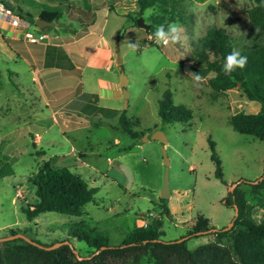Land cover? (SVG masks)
I'll return each mask as SVG.
<instances>
[{
	"label": "rangeland",
	"instance_id": "1",
	"mask_svg": "<svg viewBox=\"0 0 264 264\" xmlns=\"http://www.w3.org/2000/svg\"><path fill=\"white\" fill-rule=\"evenodd\" d=\"M251 5V0H177L182 21L169 23L182 26L187 37L182 44L151 43L143 30L137 39L126 37L117 44L122 57L119 78L122 72L127 92L126 104L122 97L120 105L126 115L138 119L136 128L142 135L157 129L165 137L163 142L141 139L142 135L130 139L119 127L105 124L78 126L69 133L61 132L55 124L48 126L47 116L42 123L30 121V115L40 111L47 115V109L31 97L28 88L33 86H21L8 75L6 68L11 63L0 56V236L7 228H16L41 244L66 237L77 254L86 255L90 248L66 234L67 224L82 220L88 227L105 231L109 243L117 244L138 222L140 213L148 219L146 213L151 211L160 217L162 239L174 240L186 236L197 215L206 217L216 229L226 226L234 207L223 200L236 186L252 203L253 218H264V187L253 194L248 185L249 180L263 177L264 140L235 131L227 121L235 111L257 110L258 102L246 99L236 88L214 93L206 83L211 72L196 63L192 54L197 38L211 22L224 26L240 41L250 32L246 11ZM112 7L122 10L118 3ZM150 11L147 7L141 12L145 22ZM124 12L127 17L132 14L128 9ZM197 74L203 77L199 87L194 81ZM165 88L174 104L190 109L186 121L159 120L156 102ZM33 131L41 136L36 144L30 137ZM113 136L119 138V144L112 143ZM208 140L219 159L221 178L214 175ZM42 160L78 173L94 187L92 199L82 205L79 215L44 210L30 219L25 217L19 206L34 201L28 176ZM165 167L168 194L161 197ZM160 203L166 213L159 211ZM210 231L187 238L186 246L193 249L213 238L212 233H206Z\"/></svg>",
	"mask_w": 264,
	"mask_h": 264
},
{
	"label": "trees",
	"instance_id": "2",
	"mask_svg": "<svg viewBox=\"0 0 264 264\" xmlns=\"http://www.w3.org/2000/svg\"><path fill=\"white\" fill-rule=\"evenodd\" d=\"M135 1L138 9L130 16L134 26H137L135 16H141L144 8L151 9L146 20L149 25L139 26L145 33L154 34L158 25L166 27L171 21H182V16L177 13V0ZM251 1L252 5L246 11L249 33L239 41L224 26L208 23L203 34L197 38L192 54L196 63L211 72L206 83L214 93L236 88L246 99L258 102L257 110L235 111L227 116V121L235 131L264 140V0ZM59 15L57 10H42L38 14L51 21ZM233 48L247 56L248 62L244 69L237 68L225 75L223 65ZM156 113L161 122L186 121L190 117L189 108L172 102L168 88L157 99ZM117 121L118 127L131 139L143 134L142 130L136 128L138 119L126 115L124 109ZM208 142L214 175L221 178L220 162L213 142ZM28 180L33 186L35 199L32 203L19 206L28 219L44 210L79 215L82 205L90 201L94 193V187L88 186L78 173L64 166H52L47 160L41 161ZM248 185L253 194L264 187V167L263 177L255 182L249 181ZM223 202L236 207L232 225L225 230L206 232L212 233L213 238L193 249L186 246V239L214 227L206 217L197 215L187 229L186 237L176 241L162 239L160 217L152 214L145 225H133L117 244L109 243L105 231L88 227L82 220L70 222L66 234L85 242L90 248L86 255L96 250L83 258H77L66 243L45 249L21 237L0 240V264H264V218H253V205L238 186L228 192ZM157 207L161 213L167 212L165 205L160 203ZM7 229L8 232L1 236L23 233L16 228ZM62 239L66 237L54 241Z\"/></svg>",
	"mask_w": 264,
	"mask_h": 264
},
{
	"label": "crops",
	"instance_id": "3",
	"mask_svg": "<svg viewBox=\"0 0 264 264\" xmlns=\"http://www.w3.org/2000/svg\"><path fill=\"white\" fill-rule=\"evenodd\" d=\"M8 1L30 21L26 29L46 35L37 42L26 41L22 37L25 27L0 18V56L11 63L6 72L19 85L33 86L28 88L31 97L48 112L33 113L30 121L42 123L47 116L48 126L55 124L61 132L69 133L78 126L102 124L118 129L123 96L119 85L122 57L117 64V44L126 37L137 39L142 30L124 12L128 9L132 12L129 16L133 15L138 9L136 1H112L121 11H115L105 0ZM42 10H57L60 15L50 24L37 27L34 19ZM33 132L30 137L36 144L41 136ZM112 143L119 144V138L113 136ZM145 220L140 213L135 225Z\"/></svg>",
	"mask_w": 264,
	"mask_h": 264
},
{
	"label": "water",
	"instance_id": "4",
	"mask_svg": "<svg viewBox=\"0 0 264 264\" xmlns=\"http://www.w3.org/2000/svg\"><path fill=\"white\" fill-rule=\"evenodd\" d=\"M3 2H4L7 6H10V7L13 8L12 4H11L8 0H3ZM13 9H14V11L17 12L19 15H22V12H21V10H20L19 8H13ZM50 23H51L50 20L45 19V18L40 17V16H38V17H36V18L34 19V24H35L37 27H42L43 25L50 24ZM135 24L138 25V26H140V27H147V26L149 25L148 22H145L141 16H136V17H135ZM120 61H121V59H120L119 55L117 54V55H116V62H117V64H119ZM125 84H126V77L124 76V74H122V72H120L119 85L121 86L122 96H123V102H124L123 104H124V105L126 104V96H127V92H126L125 87H124ZM148 137H149V138H156V139H158V140L161 141V142L165 141V137H164V135H163L159 130H157V129H154V130H153L148 136H146V135H142L140 138H141V139H147ZM160 148H161V152H162V160H163V162L166 163V162H167V157H166V155H165V153H164L163 146L161 145ZM259 178H260V177H259ZM249 181H250V182H255L256 179L249 180ZM167 194H168V190H167V170H166V167H165V168H164V171H163V174H162V182H161V187H160L159 195H160L161 197H164V196H166ZM233 207H234V213H233L231 219L229 220V222L227 223L226 226H223V227L220 228V229L225 230V229H228L229 226L232 225V223H233V218H234L235 215H236V207H235V205H233ZM215 229H216V228L212 227V228L207 229L206 231H208V230H212V231H213V230H215ZM204 231H205V230H204ZM204 231H202V232H204ZM14 237H21V238L25 239L26 241L31 242L32 244H35V245H37V246H39V247H42V248H45V249H49V248L55 247V246H57V245H59V244H61V243H66V244L70 247V245H69V243H68V241H67L66 239H62V240H58V241H54V242H52V243H50V244L44 245V244H41V243H39V242H37V241H35V240H33V239H31V238L25 236V235H24L23 233H21V232H15V233H12V234H8V235L0 236V240L11 239V238H14ZM185 237H186V236H183V237H180V238L175 239V240L178 241V240H181V239H183V238H185ZM101 247H102V246H101ZM70 248H71V247H70ZM72 251H73V253L75 254V256H76L77 258L88 257L89 255H91V254H93L94 252H96V250H94V251H92V252H91L90 254H88V255H79V254H77L73 249H72Z\"/></svg>",
	"mask_w": 264,
	"mask_h": 264
},
{
	"label": "clouds",
	"instance_id": "5",
	"mask_svg": "<svg viewBox=\"0 0 264 264\" xmlns=\"http://www.w3.org/2000/svg\"><path fill=\"white\" fill-rule=\"evenodd\" d=\"M155 39L162 43L163 45H168L169 43L177 44L183 43L187 37L183 34L182 26L178 23H169L167 27L161 24L156 27L154 32ZM129 46L133 49L136 48L135 44L129 43ZM248 58L241 54V52L233 48L230 54L227 55L225 63L223 65V71L225 75L231 74L237 68L244 69L247 65ZM203 77L200 75L194 76L195 86L199 87L202 82Z\"/></svg>",
	"mask_w": 264,
	"mask_h": 264
},
{
	"label": "built area",
	"instance_id": "6",
	"mask_svg": "<svg viewBox=\"0 0 264 264\" xmlns=\"http://www.w3.org/2000/svg\"><path fill=\"white\" fill-rule=\"evenodd\" d=\"M0 18L7 21L9 24L13 26H23L25 29L22 32V37L29 42H37L41 39H43L46 35L43 32L39 31H33L30 29H26L30 25V21L26 19L25 17L19 15L17 12L14 11V9L10 6H7L3 1L0 0ZM147 39L151 43H160L158 42L154 34L147 33L146 34ZM162 44V43H160ZM147 216L152 215L153 213L151 211H147ZM146 220L142 222V225H145Z\"/></svg>",
	"mask_w": 264,
	"mask_h": 264
}]
</instances>
